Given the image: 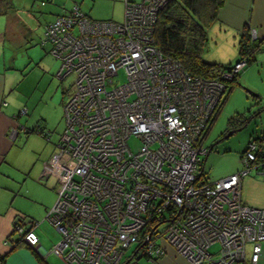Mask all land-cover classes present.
<instances>
[{
	"label": "built area",
	"instance_id": "1",
	"mask_svg": "<svg viewBox=\"0 0 264 264\" xmlns=\"http://www.w3.org/2000/svg\"><path fill=\"white\" fill-rule=\"evenodd\" d=\"M168 2L124 0L121 21L92 19L75 4L43 27L41 45L60 61L56 76H72L64 128L44 167L59 182L44 217L60 236L50 252L68 264H138L132 257L139 249L155 260L162 242L192 264L258 259L264 208L240 195L243 176L264 174V164H252L256 143H247L239 170L211 182H199L196 173L207 154L199 144L203 131L246 60L216 79L188 73L154 44L157 14ZM249 33L256 38L255 29ZM121 69L125 80L114 83ZM131 136L140 141L137 151L128 145ZM35 225L20 218L13 224L33 249ZM132 243L137 247L123 259ZM215 243L219 249L210 250Z\"/></svg>",
	"mask_w": 264,
	"mask_h": 264
},
{
	"label": "rangeland",
	"instance_id": "2",
	"mask_svg": "<svg viewBox=\"0 0 264 264\" xmlns=\"http://www.w3.org/2000/svg\"><path fill=\"white\" fill-rule=\"evenodd\" d=\"M75 4H78L81 10L92 19L115 21L123 19L124 0L123 2L121 0H7V7L15 12L19 19L12 43H21L16 51L15 60L19 76L16 104L19 111L25 109L26 112H22L19 116L20 124L28 127L29 131L35 124L42 125L43 132L51 135L48 142L36 131L26 134L23 132L24 129H20V133L13 141L16 148L12 154L15 163L17 166H24L29 172L26 182L22 183V190H25L24 188L28 190L31 201L27 207L33 209L46 205L49 211L57 197L58 180L53 175L46 178L47 175H42L40 171L43 169L42 161L49 155L50 150L55 148L64 128L63 105L68 98L72 81L71 75L62 80L56 76L60 61L50 54L47 45H41L43 27L57 14H62L65 9ZM238 40L229 31L209 28L207 41L201 50V59L222 64L229 61L235 63V60L241 58ZM5 43H10V40L7 42L5 39ZM252 55L255 59L246 63L239 71L237 81L227 83L220 107L203 131L201 142L206 146H212L213 151L209 155L201 156L199 169L196 172L199 182L210 181L223 169L232 166V159L244 149L249 140L254 135L262 134L264 129V43H260L259 48ZM124 80L125 74L121 69L114 77V83H122ZM233 117L236 119L244 117L246 122L240 126H233L229 123ZM128 145L132 151H137L140 141L131 136L128 139ZM238 161L240 162V159ZM45 215L46 211L42 217L36 219L34 229L40 232L41 228L49 226L57 233L54 241L51 240L52 242L57 240L54 243L56 244L60 238L59 233L44 218ZM165 226L164 223L159 224L156 232H163ZM49 232L50 230L46 234ZM160 239L157 238L156 242H160ZM136 247L137 243H132L126 249L123 259L131 255ZM219 247V243H215L210 250H216ZM141 254L142 251L139 249L132 259L138 258V264L155 262Z\"/></svg>",
	"mask_w": 264,
	"mask_h": 264
},
{
	"label": "crops",
	"instance_id": "3",
	"mask_svg": "<svg viewBox=\"0 0 264 264\" xmlns=\"http://www.w3.org/2000/svg\"><path fill=\"white\" fill-rule=\"evenodd\" d=\"M121 1L123 2V0ZM69 9H65V11ZM245 24L248 25L249 30L255 29L257 40H263L262 43H264V0H225L218 11L217 18L207 28V34L208 29L213 28L218 31H229L233 33L235 39H240ZM18 25L19 19L15 12L7 7V1L0 2V264H68L56 254L50 252L52 245L57 241L52 242L51 240L54 241L57 233L49 226L42 225L45 227L41 228L40 232L34 229L39 239L36 249L28 246L21 239L20 234L13 231V224L17 219H22V223L29 227L32 222H36V219L42 217L45 211L47 213L48 210L46 205H41L39 209L27 207L31 201L30 194L26 188L22 190V183L26 182L29 172L24 166L20 167L15 163L12 154L16 148L13 141L20 133V129H24L23 132L26 134L36 131L48 142L51 139V135L47 139L43 134L44 126L42 125L35 124L36 126H31L29 131L28 127L20 124L19 116L22 111L18 110L16 104L19 76L15 60L17 58L16 51L21 43H12L13 34ZM5 39L7 42L10 40V43H5ZM236 61L238 60L234 62ZM229 63L233 64L230 61L225 64ZM14 128L17 129L16 133L11 136V131ZM260 135L264 140V129ZM202 145L207 149L212 147ZM54 150L55 148H52L46 159L42 161L41 168L43 167V169L40 171L42 175L46 174L44 167L48 164ZM243 150L232 159V166L223 169L209 182L239 170L241 162L238 160ZM211 151H213L212 148L208 150L206 155H209ZM46 175V178H48L52 174ZM240 195L243 203L264 208V174L253 169L243 176ZM48 230L50 232L46 234ZM162 245L164 253L151 264H192L179 254L172 245L166 242H162ZM45 252L47 253L45 254ZM247 254H250L249 246L247 247ZM255 264H264V241L261 242L260 253Z\"/></svg>",
	"mask_w": 264,
	"mask_h": 264
},
{
	"label": "trees",
	"instance_id": "4",
	"mask_svg": "<svg viewBox=\"0 0 264 264\" xmlns=\"http://www.w3.org/2000/svg\"><path fill=\"white\" fill-rule=\"evenodd\" d=\"M2 1L7 0H0V2ZM224 1L169 0L166 6L157 14L154 24V44L164 55L179 61L191 75L212 79L219 78L221 72L224 69H228L232 64L206 62L201 59V50L207 41V28L217 18L218 11ZM262 41L257 40V38L252 40L248 25L245 24L244 30L240 34L238 46L241 58H245L246 63L254 60L252 54L259 48ZM238 75L239 72L228 82H236ZM228 82H226V86ZM219 107L220 103L216 107L215 112L218 111ZM213 116L215 117V114ZM213 116L210 120L214 118ZM245 122L246 119L244 117H238L237 119L233 117L229 120V123L233 126H240ZM262 139L261 135H255L249 140V142L254 141L257 145L254 151L255 160L252 162L257 168L264 164V140ZM199 144H202L201 139ZM244 150L240 154V158Z\"/></svg>",
	"mask_w": 264,
	"mask_h": 264
},
{
	"label": "water",
	"instance_id": "5",
	"mask_svg": "<svg viewBox=\"0 0 264 264\" xmlns=\"http://www.w3.org/2000/svg\"><path fill=\"white\" fill-rule=\"evenodd\" d=\"M212 148V147H211ZM211 148H209L208 150H211ZM208 152V151H207Z\"/></svg>",
	"mask_w": 264,
	"mask_h": 264
}]
</instances>
